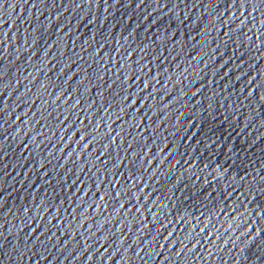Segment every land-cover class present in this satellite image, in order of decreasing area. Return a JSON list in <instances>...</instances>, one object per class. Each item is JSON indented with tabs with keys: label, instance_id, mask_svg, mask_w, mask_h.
<instances>
[{
	"label": "water",
	"instance_id": "obj_1",
	"mask_svg": "<svg viewBox=\"0 0 264 264\" xmlns=\"http://www.w3.org/2000/svg\"><path fill=\"white\" fill-rule=\"evenodd\" d=\"M244 12L0 0V264H262L259 238L228 251L264 228V14Z\"/></svg>",
	"mask_w": 264,
	"mask_h": 264
},
{
	"label": "snow or ice",
	"instance_id": "obj_2",
	"mask_svg": "<svg viewBox=\"0 0 264 264\" xmlns=\"http://www.w3.org/2000/svg\"><path fill=\"white\" fill-rule=\"evenodd\" d=\"M105 2H106V0H105ZM232 3L234 5H236L237 11H239L240 8L245 9L244 15L246 18L249 15V13L247 12V8L249 5L252 6L253 11L260 9L262 14H264V0H232ZM242 23H243V21H242ZM196 38L199 39V36H197ZM2 43H4V42L0 41V44H2ZM262 43H264V41H262ZM241 179H243V178H241ZM260 179L262 181H264V177H261ZM258 191L261 194L257 200L259 211L258 212L254 211L253 212L254 216H257L261 213H264V188H260ZM249 192L255 193V192H257V189L255 187H253L252 184H249L248 190L246 191L245 194L247 195ZM261 218L264 219V217H261ZM246 223H247V220L243 221L242 225L246 224ZM242 225L238 226L237 230H239V228ZM262 232H264V228L259 229L258 232L255 234V236H253L252 232H249L247 228H244L243 231H240L239 236H237V237H235V239L231 240L232 248H230L228 251L233 253L234 257H236V258H242L244 260H247L248 257L242 256V253L245 249H247L249 251L250 255L254 254L253 250L251 248H249V246H248L249 245V237H253V240H255L256 238H259L260 243L256 244V248L259 250L261 260H262V264H264V236L260 235V233H262ZM4 240L9 243V241L7 240V237H4ZM228 242L229 241H225V243H228ZM40 243L43 244L44 242L40 241ZM241 245H243V248H241ZM24 247H25V249H28L27 244H25ZM53 247H55V245H53ZM89 249H90V247H89ZM236 249H239V251L234 252V250H236ZM13 251L18 252L21 257H23L26 254L25 252H20V250L18 248H14ZM28 251L31 252L32 250L28 249ZM45 251H47L46 248H45ZM189 251H191V249H189ZM4 254L6 255L7 253H4ZM38 254L39 253H37V252L32 253V255H38ZM175 254L177 257L181 256V252H177ZM209 255H212V253L210 252ZM29 258H31V257H29Z\"/></svg>",
	"mask_w": 264,
	"mask_h": 264
}]
</instances>
